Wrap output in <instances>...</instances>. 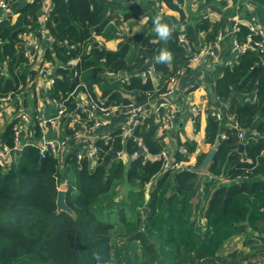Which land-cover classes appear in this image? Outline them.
Listing matches in <instances>:
<instances>
[{
  "label": "trees",
  "instance_id": "trees-1",
  "mask_svg": "<svg viewBox=\"0 0 264 264\" xmlns=\"http://www.w3.org/2000/svg\"><path fill=\"white\" fill-rule=\"evenodd\" d=\"M42 5V0H34L21 10L16 23L9 18L0 22V97L11 95L13 100L17 95L20 71L27 62L19 35L32 32L41 36L37 20ZM51 5L47 26L53 45L44 52V59L59 66L47 94L51 100L64 102L68 113L78 110L71 94L81 83L106 108L128 110L132 103L157 102L169 78L190 59V51L172 32L166 49L173 56L172 70L162 71L167 63L158 66L160 83L154 86L150 79L143 80L139 71H147V62L154 61L164 49L161 42L145 44L140 55L133 53L130 42L116 53L93 44L86 53L84 46L94 35L111 40L118 33L117 25L110 23L107 15L112 5L105 0H51ZM208 25L198 30L209 29ZM219 34L215 28L210 39L215 40ZM242 35L247 38L248 30L241 29L238 41ZM191 45L192 52L200 49L198 43ZM78 58L81 61L74 68L77 77L60 67ZM262 64L264 53L257 49L246 52L216 87L217 98L228 104L243 129L253 128L257 117L264 118ZM103 71L112 75L124 72L130 78L128 82L118 79L108 83L99 80L98 74ZM95 84L103 101L94 93ZM234 91L255 92L257 100L237 103L232 100ZM141 120L128 141L122 140L120 131L108 140L99 139L94 158L78 160L79 153H69L64 165L53 154L41 158L33 146L25 148L11 167L0 163V264H237L244 258L238 253L224 256L222 251L235 236L250 234L245 223L261 233L260 237L264 232L258 226V222L264 223V138L249 140L240 153L238 131L228 129L226 139H220L221 125L210 114L206 143L216 147L217 153L208 170L229 179L247 178L231 187L221 186L213 178L200 193L196 171L163 172L161 161L152 162L144 155L129 167L115 158L125 152L132 156L139 152L140 144L150 156L161 153L164 145L158 137L159 124L153 116ZM13 140L12 126L3 141L13 147ZM261 158L258 168L250 173ZM254 174L263 175L260 182H248L255 179ZM154 179L156 183L146 199V184ZM63 186L71 213L57 208L58 191ZM145 208L148 211L143 217ZM138 250L143 251V257Z\"/></svg>",
  "mask_w": 264,
  "mask_h": 264
},
{
  "label": "crops",
  "instance_id": "crops-1",
  "mask_svg": "<svg viewBox=\"0 0 264 264\" xmlns=\"http://www.w3.org/2000/svg\"><path fill=\"white\" fill-rule=\"evenodd\" d=\"M33 1L12 0L10 9L7 12L0 9V18H9L13 23H16L21 15V10ZM42 1L43 3L47 2L51 4V0ZM105 1L112 5L107 15L110 23L117 25L118 33L111 40H106L101 35H94L91 39L92 41L87 42L84 46V52L86 53L91 51L92 44L101 50L116 53L128 42H130L135 55H140V49L146 46L145 44L161 42L164 49H167V41L161 40L153 31V20L157 15L163 17L162 23L175 26L173 32L178 34V38L186 40V47L182 43L181 45L190 51V57L192 54L200 52L203 48L201 45L205 44V47L211 46L218 36H216L215 40L210 39L213 30L215 28L219 29V33L223 35V39L215 55H204L199 66L196 69L185 71L175 86L173 101L177 107V113L171 123L170 129L166 132V136L168 137L167 150L178 162H181V171H196L199 182L198 192L200 193L203 192L205 183L212 181L213 178H216L221 186L231 187L239 185L242 179H229L220 174H213L208 170L210 165L202 169H199V166L207 156L209 150L213 148V146L211 147L206 143V131L209 115H213L218 109H221L224 113V121L219 131L220 139L223 134H226L228 129L232 128L236 129L238 133L244 134L243 138L239 137L243 145L249 140L257 141L264 138V118L260 119V117H257L258 121L253 128L243 129L240 127L236 117L231 114L228 104L219 99L217 100V96L214 99L218 82L228 71L233 70L239 64L241 57L244 55L235 46V41L239 39L238 36L241 33V29L245 28L248 30V27L251 25L264 29V0H198L197 2L193 0ZM42 16L43 12L41 8L37 20L39 32L42 31V24L44 25ZM47 24L44 25L45 36L37 37V42L44 52L52 49L53 45V38L49 33ZM205 24H209V29L198 30L199 26H205ZM236 24L240 26V31L234 33L233 30ZM141 36H144L142 41L139 40ZM147 38L149 39L147 40ZM239 41L242 44H251L244 35L241 36ZM194 43L200 45V49L197 52L191 51L193 50V45L191 44ZM254 50L256 49L249 48L246 52H253ZM79 61L81 60L78 58L67 64H60V67L74 72V68ZM44 62L49 68V79H43L40 76L39 70L43 62L32 64L27 61L20 71L22 78L20 79L17 95L7 108H3L0 111V151H3L6 144L3 141L6 130L14 126L20 113L24 112L31 118L29 126L21 136L24 142L39 140L41 136V131H39L40 128L38 127L39 120L49 121L57 115L58 106L48 97L47 92L55 82L57 76L56 67L59 64L57 65L56 62L45 59ZM163 64L156 63L155 60L147 62V69L151 70V74L146 79H150L154 86H158L160 83V75L156 70L158 66L161 68ZM164 67H166L165 71L162 70L164 73L172 70L171 63H167ZM144 72L146 71H139V74L143 80H146L142 76ZM98 77L99 80L108 83H113L118 79H125L128 82L130 78L124 72L120 75H112L106 71L98 74ZM93 90L96 97L100 101H103L100 98L102 92L98 84L94 85ZM232 97V100L240 104H252L257 100L255 92L234 91ZM72 98L78 104L77 112L75 114H66L56 125L47 124L45 135L48 139L57 141L68 137L67 148L64 150L65 155L67 153H81L88 156L92 153L99 139H110L112 133L119 132L125 126L128 120V110L117 107L108 112H99L97 118L105 121L107 126L93 131L88 127V117L81 112L86 100L84 88L80 86L76 87L72 93ZM160 102V100L157 102L148 101L145 109L152 112L154 107H157ZM194 109L198 112L194 113ZM165 112V109H161L163 115ZM155 123H157L156 119ZM183 148L187 150V153L183 152ZM60 155V159L63 161L65 155H63V152ZM144 156L145 159L152 162L157 161L156 156ZM118 157L124 161L127 167L136 159L134 154L129 156L126 152L119 154ZM18 158L19 156L17 155H9L10 162L14 164L17 163ZM262 158H264V153L262 154ZM262 158L257 161L256 166L253 167L250 173L255 172ZM63 163L65 165L64 161ZM92 166H94V161ZM261 178H263V175L259 174L255 175V179L247 180L250 183H254L260 182ZM156 180L154 179V184ZM62 188L66 190V186L61 187L60 190ZM146 199H149V192H146ZM243 225H245L246 230L250 234L245 236L246 238L242 236L235 237L230 243L237 242V239L240 237L244 243L243 247L239 246L238 249L247 250L249 249L248 247H253V252H251L252 254L244 255V258L239 260L237 264H264V232H262L260 237L261 233L255 231L249 224L245 223ZM263 225L264 223L258 222L260 228H264Z\"/></svg>",
  "mask_w": 264,
  "mask_h": 264
},
{
  "label": "built area",
  "instance_id": "built-area-1",
  "mask_svg": "<svg viewBox=\"0 0 264 264\" xmlns=\"http://www.w3.org/2000/svg\"><path fill=\"white\" fill-rule=\"evenodd\" d=\"M12 0H0V9L5 10L6 12L10 9ZM194 2H197L198 0H193ZM42 22L47 24L49 21L50 14L52 12V6L49 3H43L42 5ZM4 19L0 18V22H2ZM44 25L42 24V31L39 32L41 36H45V29ZM240 31V26L236 24L234 26V33H237ZM38 36L35 35L32 32H23L19 35L22 47L24 48V55L27 61L34 64H39L41 62L42 65L40 66V76L43 79H49V68L44 62V50H42L40 44L37 42ZM223 39V35L219 34L217 36V39L215 42L209 46V47H203L200 52L193 54L190 59L188 60V63L186 66L181 67L175 71V73L169 78L167 82V89L163 94L160 96V104L157 105V107H154L152 112H149L145 107H139L136 109L130 110V108L134 107L135 103H132L130 105V108L128 109V120L120 130V136L123 141H128L132 138L134 132L136 131L137 127L141 125L142 118L144 117H150L153 116L157 123L159 124V138L161 140V143L164 145L163 150L159 155L156 156V159L158 161L162 162V171H174V172H180L182 170V164L181 162H178L172 155L169 154L167 150V144H168V137L166 136V132L170 129L172 121L176 117L177 113V107L173 101L175 97V86L178 83L179 78L184 74L185 71L188 69H196L201 59L204 55H215L216 50L220 46V42ZM247 40L251 44H242L238 40L235 41L236 48L244 54L249 48H253L259 50L260 52L264 53V29L259 26H249L248 27V35ZM180 42L186 44V40L184 38H180ZM151 74V70H148L142 74L143 78L146 79L148 75ZM74 77L78 76L77 72H73ZM83 87L86 100L84 103V106L81 109V112L84 114H87L88 120L92 121V124H90L88 127L90 130H96L100 128H105L107 126V123L103 120H100L97 118V114L99 112H108L111 111L117 107L114 108H106L103 106H100V104L92 97L90 90L88 87L84 84H79L77 87ZM72 96V94H71ZM218 100V98H217ZM53 103H55L58 106V112L57 115L47 120H39L38 127L41 131V136L39 140L36 141H22L21 136L23 132H25L26 128L29 126L31 122V118L29 115L25 114L24 112L20 113L17 122L13 126V134H14V140H13V147H8L6 144L4 145L3 151H0V163L6 167H11L14 163L10 162L9 155H17L20 156L23 152V150L27 147H37L39 150V155L41 158H45L48 154H53L58 158H61V152L64 154V150L67 148V142L68 137L61 139V140H52L48 139L45 135V129L47 124H58L59 121L68 114V108L64 102H60L57 100H52ZM12 102V96H4L0 97V111L3 108H7ZM161 109H165V114L163 115L161 113ZM194 113H197L198 111L196 109L193 110ZM216 121L219 122L220 125L223 124L224 121V113L221 109H218L216 113L213 114ZM233 129V128H232ZM239 137L243 138L244 134L239 133ZM221 139H226V134H223L221 136ZM108 140V139H106ZM140 148L143 149L144 155H148L147 149L144 145L140 144ZM68 152V151H67ZM97 152L96 146H94V149L91 154H89V157L93 156L95 157V154ZM183 152L187 153V150L183 148ZM68 155V153L66 154ZM65 155V156H66ZM139 152L134 153V157H139ZM64 156V157H65ZM85 155L79 153L78 154V160H82ZM63 157V156H62ZM244 160V159H243ZM245 161V160H244ZM247 176L239 177L237 180L245 179ZM154 184V182H152ZM146 192L149 191V184L146 186ZM236 240V239H234Z\"/></svg>",
  "mask_w": 264,
  "mask_h": 264
},
{
  "label": "water",
  "instance_id": "water-1",
  "mask_svg": "<svg viewBox=\"0 0 264 264\" xmlns=\"http://www.w3.org/2000/svg\"><path fill=\"white\" fill-rule=\"evenodd\" d=\"M182 44L186 47V45L184 43H182ZM261 67L264 69V64H262ZM261 78L264 79V73L261 75ZM215 98H216V95H214V99ZM147 104H148V100H144V101H141V102H136L134 104V107L133 108H130V110L136 109V108H139V107H145V106H147ZM219 143L220 142H218L216 144V146H218ZM243 149H244V145L242 144L240 146L239 151L242 153L243 152ZM216 153H217L216 147L211 148L209 150L207 156L205 157V159L203 160V162L199 166V169L208 167L212 163V161H213ZM139 154L140 155L145 154L143 152V149L142 148H140ZM117 157H118V155L115 156V158H117ZM93 158H94V156H93ZM17 175L18 176L20 175V172L19 171H17ZM65 198H66V190H59L58 191V196H57V208H58V211H65V212L71 213V209L67 206L66 201H65ZM147 211H148L147 208L143 209V216L144 217L146 216ZM151 247H152V245H151Z\"/></svg>",
  "mask_w": 264,
  "mask_h": 264
},
{
  "label": "clouds",
  "instance_id": "clouds-1",
  "mask_svg": "<svg viewBox=\"0 0 264 264\" xmlns=\"http://www.w3.org/2000/svg\"><path fill=\"white\" fill-rule=\"evenodd\" d=\"M162 19L163 17L161 15H157L154 17L153 31L161 40L167 41L168 39H170L175 26H170L166 23H162ZM172 59V53L166 49H161L159 54L154 56V60L156 61V63H170Z\"/></svg>",
  "mask_w": 264,
  "mask_h": 264
},
{
  "label": "rangeland",
  "instance_id": "rangeland-1",
  "mask_svg": "<svg viewBox=\"0 0 264 264\" xmlns=\"http://www.w3.org/2000/svg\"><path fill=\"white\" fill-rule=\"evenodd\" d=\"M148 184H150L149 185V191L151 192V190H153L152 188H153V184L150 182V183H148ZM65 188H62V190H64ZM150 192H149V194H150ZM144 217V216H143ZM236 237V236H235ZM238 237V236H237ZM242 237H245V236H242ZM246 238V237H245ZM243 243H244V241H243V239L241 238L240 239V237H239V239H237V242H235V243H227L226 245H225V247H224V249H223V251H222V254L224 255V256H226V255H231L232 253H238V254H240V256H244V255H246V254H252L251 252H253V247H248L249 249H238V247L239 246H242L243 245ZM152 246H153V244H151ZM243 247V246H242ZM138 254H139V256L140 257H143V251H141V250H138ZM261 256V255H260Z\"/></svg>",
  "mask_w": 264,
  "mask_h": 264
}]
</instances>
